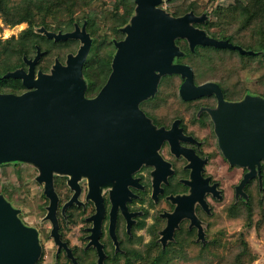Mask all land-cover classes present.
Instances as JSON below:
<instances>
[{
  "label": "water",
  "instance_id": "95a60500",
  "mask_svg": "<svg viewBox=\"0 0 264 264\" xmlns=\"http://www.w3.org/2000/svg\"><path fill=\"white\" fill-rule=\"evenodd\" d=\"M162 1L136 0V14L124 28L127 35L116 42L118 50L113 57L111 74L95 97L85 95L86 83L82 77L92 42L84 25L68 32H47L56 39L75 37L83 41L77 54L68 55L66 65L57 61L51 73L36 72L35 63L41 55L38 49L34 59H27L28 71L20 68L6 73V76L21 78L28 90L19 94L0 92V163L20 157L40 166L38 180L46 181L45 192L50 198L48 217L53 223L52 235L60 245L66 246L58 232V195L53 186V170L71 175L70 184L76 192L68 204L77 200L80 193L77 183L80 173L87 175L88 196L97 205L96 238L103 213L100 185L109 178H117L113 195L123 186V199L131 173L141 161L144 141L152 133L138 103L153 93L158 73L186 76L181 85L185 98L203 94L212 85H195L189 65L171 62L175 54L181 53L175 38L188 37L192 47L213 44L241 48L207 35L204 29L191 24L204 21L205 15L189 12L173 16L159 6ZM190 89L192 95H188ZM218 94L221 105L214 111V117L224 154L231 163L248 165L251 169L245 174L240 189L256 175V164L264 158V98L254 96L238 104H228L219 90ZM202 194L194 191L182 200L191 203L199 196L207 207ZM115 212L116 203L112 230ZM188 214L199 225V234L203 237L191 206ZM179 219L180 214H176L169 220L163 241L172 236ZM99 251L102 263L104 254L100 245ZM40 252L37 228L25 224L18 209L0 194V264H34Z\"/></svg>",
  "mask_w": 264,
  "mask_h": 264
},
{
  "label": "rangeland",
  "instance_id": "374dc122",
  "mask_svg": "<svg viewBox=\"0 0 264 264\" xmlns=\"http://www.w3.org/2000/svg\"><path fill=\"white\" fill-rule=\"evenodd\" d=\"M30 1L4 0L3 8L0 7V70L16 65L17 68L28 71L29 64L24 61L23 57L30 54L33 59L37 54L35 50L37 45H41L43 50L41 55H43L36 69L50 72L56 59L65 64L69 53H77L82 44L81 39L61 40L48 37L44 29L49 27L55 32H68L75 30L77 24L79 27L84 25L92 38V45L87 56L89 58L88 67L83 72L84 78L89 86H95V91L101 90L112 71V66L111 69L105 67L106 61L113 62L116 51L111 40L119 41L127 34H123V27L127 25L129 1L66 0L61 5L62 0H33L45 1L46 9L37 12V22L32 31L29 30L27 21L14 24L7 18L8 13L11 12L9 9L21 10L29 6ZM189 1H194L200 12L208 15L204 20V27H201L202 24H195L203 28L208 35L207 26L215 20L212 14L214 9L218 6L234 8L238 3V0H163L161 6L168 11H173L175 5ZM136 5L135 0V10L132 15H129L130 18L136 12ZM43 17H45V25L42 24ZM218 29V26H214L212 30L217 31ZM257 44V54L249 59H242L238 53L227 47H220V49L204 47L203 51L194 52L197 55L185 59L194 65L192 66L199 78H220L221 74L230 76V82L237 85L239 89L248 84L254 96L263 97L264 37H260ZM14 88L21 92L28 90L22 79L9 80L4 85L6 92H12ZM92 94L95 93H88V95ZM39 170L40 166L37 163L20 157L1 162L0 194L18 209V215L25 224L39 230L42 251L38 264H73L64 251H57L58 245L51 236L53 223L48 217L50 199L44 193L43 182L37 180ZM222 173L225 175L223 177L224 197L214 203L213 212L210 215L204 214L205 221L204 224L202 223L205 236L215 240L213 251H199V246L194 244L190 237L196 235L197 231L181 229L178 234L182 237L183 248L180 247V249L179 245L178 247L173 245L171 253L163 259L162 264H264V185L262 188L258 185L254 188L253 200L250 202L248 211L245 208L246 198L240 196L236 200L230 188V184L234 183L238 177L232 179L228 173ZM55 189L60 196L57 209L61 218L60 232L62 238L68 240L71 245L77 241L79 234L83 231V227L80 228L81 224H77V219L73 217L72 220L65 221L66 219L62 216L63 202L73 194L74 190L67 182L62 185L56 182ZM84 197L85 191L81 195V198ZM148 204L150 210L149 214L142 218L139 241L137 244L126 242L128 249L136 248L138 252V255L132 257L131 264H150L155 257L157 247L151 251V255L148 254L147 259L141 258V252L153 248L151 241L155 236L159 238V241H163L161 229L165 222L156 216L157 207L150 202ZM73 210L74 214H81L83 210L87 214L94 209H91V206H87L86 209H77L74 206Z\"/></svg>",
  "mask_w": 264,
  "mask_h": 264
},
{
  "label": "flooded vegetation",
  "instance_id": "af4514ba",
  "mask_svg": "<svg viewBox=\"0 0 264 264\" xmlns=\"http://www.w3.org/2000/svg\"><path fill=\"white\" fill-rule=\"evenodd\" d=\"M191 24L193 23L191 22ZM194 55L197 53L181 51V53L173 56L171 62L189 65L193 71L195 85L203 83H211L212 85L203 94L185 98L181 93V85L186 76L182 73H158L155 90L138 103L139 109L144 113L152 127V133L144 141L141 161L131 173V180L126 184L127 192L124 198H121L123 186H120V191L113 195L118 185L117 178H109L100 185L103 213L99 221V231L96 238L94 237V227L96 226L94 215L97 213V205L96 201L88 196L89 181L87 175L80 173L77 179L80 193L77 200L74 201V206L77 209H86L87 206H91V209L94 210L87 214L85 210L81 214H74V219H77V224H81L80 228L83 227V231L79 234L77 241L70 246L68 240L62 238L59 228L60 240L66 246L58 244L51 229V236L58 245L57 251H64L66 255H71L73 264H90L83 260L86 253L96 255L95 264H126L125 259L120 256L127 250V241L133 244H137L139 241L142 218L149 214V202L157 207L156 216L165 222L161 229L163 237L167 233L166 228L169 220L174 215L180 214L177 225H174L172 236L167 240L174 239L181 229L190 230L192 226L197 227V234L200 236L199 225L192 222L188 214L189 206L192 207V212L201 225L204 237V214L210 215L213 212L214 203L224 197L223 177L225 175L222 172L228 173L232 179L238 177L234 183L230 184V188L234 192L236 200L240 196L244 197L242 189L250 178L240 189L239 186L245 174L251 169L248 165L231 163L225 156L214 111L220 109L221 105L218 90L221 92L224 102L228 104L241 103L249 97H254V94L249 90L248 84L239 89L237 85L230 82V76L221 74L220 78H199L190 62L179 60V58ZM188 92V95H192L193 90L190 89ZM256 169V175H259L261 170L264 171V158L260 160V164H256ZM40 173L41 168L37 180ZM65 175L68 177L67 183L73 188L70 184V174L61 170H53L54 189L55 182L58 180L57 176ZM40 182H43L45 188L46 181ZM73 190L72 196L76 192L75 188ZM84 191L85 197L81 198ZM194 191L203 193L207 207L204 206L199 196L191 203L182 200ZM44 193L46 194L45 189ZM59 200L58 195L57 209ZM115 203L116 212L112 230V214ZM39 234L38 230V236ZM40 245L42 251L41 242ZM99 245L104 254L102 263L99 260ZM135 251L137 252L136 248Z\"/></svg>",
  "mask_w": 264,
  "mask_h": 264
},
{
  "label": "trees",
  "instance_id": "16d2710c",
  "mask_svg": "<svg viewBox=\"0 0 264 264\" xmlns=\"http://www.w3.org/2000/svg\"><path fill=\"white\" fill-rule=\"evenodd\" d=\"M59 1H61V0H59ZM127 1H129V5L127 6L128 15L126 16V24L129 25L131 23V20H132V18H130L129 15L130 14L132 15V13L135 10V0H127ZM65 2H66V0H62L61 5L64 4ZM28 4H30V5L27 6L26 8L25 7L22 8L21 10L9 9V11H11V12L8 13L7 18H8V20L11 21V23H14V24L21 22V21H27L29 23V28H30L29 30L32 31L33 27L36 25V22H37V12L43 11L46 9L45 8L46 2L45 1L44 2L43 1L37 2V1L31 0ZM28 4H26V5H28ZM31 4H33V5H31ZM57 4H59V3H57ZM3 6H4V0H0V7L3 8ZM159 6L161 8H163L161 6V4ZM163 9L166 12H168L170 15H173V16H182V15H185L189 12H192L197 16L205 15V18H207V16H208L207 14L200 12V10L197 8V5L194 1H189L187 3H182V4L180 3L179 5H175L173 11H168L165 8H163ZM135 14H136V12H135ZM212 14L215 17L214 18L215 20L212 21L207 26L208 27L207 30L209 32V35L214 37V38L220 39V40H228L233 45L240 46L241 48H238V47L228 48L227 47V49H230L231 51L238 53L242 59H246V58L249 59V58L255 57V55L258 52V44H257L258 39L260 37H264V0H238V3H236L234 8H230V7L226 8V7L218 6L216 9H214ZM43 18L44 19L42 20V24L45 25V23H46L45 17H43ZM192 23L194 25L196 23H199V24H202L201 27H204V25H203L204 21L203 22L193 21ZM126 26L123 27V34L124 33L126 34V31L124 30V28ZM214 26H218L219 29L217 31H213L212 29ZM196 27L201 28L199 26H196ZM75 28H76V26H75ZM44 31H42V32H44L48 37H50V36L47 34V32H55V31H52L49 27H45ZM56 33H58V32H56ZM66 39H68V38H66ZM69 39H79V38L69 37ZM120 40H122V39H120ZM111 41H112L111 43L115 46V50H116L115 54H116V52L118 50L116 42L118 40L113 39ZM174 41H175V44L179 47V49L182 52H186V53L203 51L204 47H206V48L212 47V48H219L220 49V47H217L214 45H202V44H197L194 47H192L190 44V40L186 36L176 37ZM81 42L83 44L82 40H81ZM82 44L80 45V47L82 46ZM91 45H92V42H91ZM91 45H90V48H91ZM90 48H89V51H90ZM38 49L41 50V53L43 52L41 45L35 46V50H37V52H38ZM79 49H78V51H79ZM89 51L87 53V56L89 54ZM69 54H74V53H69ZM28 55L29 56L24 55V57H23L24 61L27 64H28L27 59H30V60L32 59L30 57V54H28ZM42 55L39 57V59L35 63V71L36 72H38L39 70L43 71L42 69H36V65H37V63H39L40 59L42 58ZM87 56H86V59L84 61L85 66L83 65L84 66L83 72H85L84 71L85 68L88 67L89 58H87ZM67 59H68V57H67ZM179 60L188 61L183 57L179 58ZM57 61L64 64L62 61H60L58 59H56L55 63ZM66 64H67V61H66L65 65ZM105 64H106L105 67H109L111 69V66H112L111 60L106 61ZM16 69H20V68H17V66L15 65L13 67H7V68L0 70V92H6L4 90V85L9 80H21L20 78H17V77L6 76V73H8L10 71H15ZM21 69H23V68H21ZM53 69H54V67L51 69L50 72H47V71H43V72L51 73ZM83 72H82V77L86 83L85 95L87 97H91V98L95 97L99 93L100 90L95 91V86H89L87 84V81L84 78ZM89 92H92L95 94L88 95ZM12 93H18L19 94L22 92H21V90L14 88L12 90ZM57 177L59 180V182L57 180V183H60L62 185V184H65L67 182L68 177L66 175L65 176H57ZM254 183H255V185H254ZM55 184H56V182H55ZM257 185L259 186V188H262L264 185V171L263 170H261L259 175L251 177L249 179V181L245 183V185L242 189L244 197L246 198L245 208L248 211L250 210L249 209L250 208V206H249L250 202L253 200L254 188H256ZM55 191H56V189H55ZM56 193L58 194L57 191H56ZM71 197H72V194L69 197H67V199L63 202V205H62L63 206V211H62L63 215L62 216L64 219H66L65 221L72 220V218L74 217V210H73L74 209V202L68 204V201L71 199ZM59 202H60V200H59ZM57 219H58L59 230H60V219L61 218L58 215V212H57ZM191 230L197 231V227L192 226ZM190 237H191V241L194 244L199 246V251H213V248L215 247L214 246L215 240L213 238L209 239L207 236H205L201 239V237L198 234H196L194 236L191 235ZM196 237L198 238V240ZM174 242H177V243L174 244ZM151 243L153 245L152 249H150V250L146 249L143 252H141V258L147 259L149 257L148 254L151 255V251L153 249H156V247H157V252L155 254V257H153V259L150 261V264H162L163 259L165 257H168V255L171 253L173 245H174V247L179 245V248L183 246V240H182V237L179 236V234H176L174 239L169 240L168 242L159 241V238L157 236H155L154 239L151 241ZM68 245L70 246V244H68ZM40 255H41V252H40ZM40 255H39V257H40ZM136 255H138V252H136L134 248H132V250H130V248L129 249L127 248L126 252L122 253V256H120V257L125 259L126 264H131L132 257H135ZM67 257L73 263V261H72L73 257L71 255H67ZM38 258L36 259L34 264H38ZM83 260H84V262L86 261L87 263H90V264L94 263L95 264L96 255L93 253H86L85 256L83 257Z\"/></svg>",
  "mask_w": 264,
  "mask_h": 264
}]
</instances>
